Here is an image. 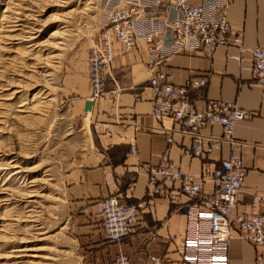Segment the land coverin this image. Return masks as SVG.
<instances>
[{
  "label": "crops",
  "instance_id": "1",
  "mask_svg": "<svg viewBox=\"0 0 264 264\" xmlns=\"http://www.w3.org/2000/svg\"><path fill=\"white\" fill-rule=\"evenodd\" d=\"M228 19L232 31L243 36L247 47L264 46V0H233ZM97 39L98 31L81 43L65 65L61 79L66 110L79 120L88 140L87 147L71 161L64 174L69 229L84 248L85 256L91 255L97 263L113 255V264L121 249L131 264H150V255L157 256L161 264H185L180 254L185 209L167 197L151 198L147 194L145 166L156 164L166 153L180 171L207 175L209 179L236 149L247 173L232 214L264 213V203L254 199L256 194H264V97L252 79L251 62L247 58L237 62L232 58L236 48L226 44L218 46L210 57L200 46L191 52L172 54L154 68L166 72L177 84H182L191 71L207 75L206 86L190 92L191 102L201 108L208 99H225L236 102L247 113L234 130V139L241 145L234 148L222 144L220 149L203 157L187 159L182 151L191 145V138L179 133L171 118L157 122L152 114L153 90L149 78L153 69L147 64L143 40H137L132 50L113 43L111 67L116 82L110 79L106 82L110 98L91 99L87 56ZM202 133L220 136L222 132L216 125L204 128ZM169 134L170 143L166 141ZM131 147L136 149L133 154H129ZM212 187V181L208 180L205 190ZM113 194L127 203L151 199V206L141 211L134 231L119 244L105 240L101 224L100 202ZM180 201L188 199L181 196ZM232 233L238 235L236 229ZM257 252L254 244L236 238L229 245V264H255Z\"/></svg>",
  "mask_w": 264,
  "mask_h": 264
},
{
  "label": "built area",
  "instance_id": "2",
  "mask_svg": "<svg viewBox=\"0 0 264 264\" xmlns=\"http://www.w3.org/2000/svg\"><path fill=\"white\" fill-rule=\"evenodd\" d=\"M233 0H101L106 12L98 39L87 56L88 79L92 100H108V79L114 83L112 71L113 43L125 50L135 48L143 40L147 49V64L153 69L149 85L153 90L152 114L157 122L171 118L178 132L189 136L192 143L182 151L190 159L203 157L222 144L241 145L234 139L237 124L247 113L236 102L225 99H208L201 108L190 100V92L206 86L207 75L191 71L182 84L172 81L161 69H154L172 54L191 52L200 46L206 56L214 54L220 45H231L237 50L232 56L237 62L249 59L252 79L264 97V46L247 47L243 36L231 29L228 19ZM221 127L220 136L204 135V128ZM172 141V135L166 137ZM136 152L131 147L130 153ZM147 194L151 198L167 197L183 205L185 228L181 243V259L185 264H229L228 249L236 238L245 239L258 248L255 264H264V213L232 214L237 195L247 170L238 150L233 149L208 179L180 171L163 153L159 161L145 166ZM212 181L206 191L205 183ZM172 184V187L165 186ZM175 184V186H174ZM177 184V185H176ZM181 196L188 201L181 202ZM255 202L264 203V194H256ZM151 206V199L124 202L113 194L100 202L101 224L105 240L119 244L134 231L141 211ZM236 229L235 236L232 230ZM150 264H161L149 256ZM113 264H131L129 257L118 249Z\"/></svg>",
  "mask_w": 264,
  "mask_h": 264
},
{
  "label": "rangeland",
  "instance_id": "3",
  "mask_svg": "<svg viewBox=\"0 0 264 264\" xmlns=\"http://www.w3.org/2000/svg\"><path fill=\"white\" fill-rule=\"evenodd\" d=\"M106 15L101 0H0V264H112L68 226L64 174L88 140L60 89Z\"/></svg>",
  "mask_w": 264,
  "mask_h": 264
},
{
  "label": "bare ground",
  "instance_id": "4",
  "mask_svg": "<svg viewBox=\"0 0 264 264\" xmlns=\"http://www.w3.org/2000/svg\"><path fill=\"white\" fill-rule=\"evenodd\" d=\"M4 11H5V10H4ZM37 31H38V30H37ZM35 32H36V31H35ZM54 34H55V33H53V35H54ZM33 38H34V37H33ZM17 172H18V171H17ZM19 172H20V171H19ZM32 195H33V194H32ZM29 196H31V194H30ZM29 196H28V197H29ZM17 251H19V250H17Z\"/></svg>",
  "mask_w": 264,
  "mask_h": 264
}]
</instances>
